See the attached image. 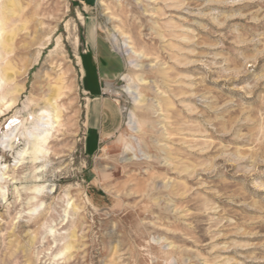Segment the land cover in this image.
<instances>
[{
  "label": "rangeland",
  "instance_id": "1",
  "mask_svg": "<svg viewBox=\"0 0 264 264\" xmlns=\"http://www.w3.org/2000/svg\"><path fill=\"white\" fill-rule=\"evenodd\" d=\"M5 2L0 159L19 180L0 190V264H264V0ZM91 20L124 60L123 122L94 154ZM50 103L46 158L5 151L8 126Z\"/></svg>",
  "mask_w": 264,
  "mask_h": 264
},
{
  "label": "crops",
  "instance_id": "2",
  "mask_svg": "<svg viewBox=\"0 0 264 264\" xmlns=\"http://www.w3.org/2000/svg\"><path fill=\"white\" fill-rule=\"evenodd\" d=\"M85 1L92 4L96 0ZM83 46L79 58L82 88L87 98L85 148L87 153L94 154L103 141L119 130L123 122L121 106L106 91V84L111 82L114 86L113 82L123 73L124 60L112 42L100 33L93 20L86 25ZM91 138L94 142L90 143ZM90 147L93 148L91 152Z\"/></svg>",
  "mask_w": 264,
  "mask_h": 264
},
{
  "label": "bare ground",
  "instance_id": "3",
  "mask_svg": "<svg viewBox=\"0 0 264 264\" xmlns=\"http://www.w3.org/2000/svg\"><path fill=\"white\" fill-rule=\"evenodd\" d=\"M16 4H17L16 0H6L5 5H6V8L8 10L7 13L14 15ZM0 12H1V9H0ZM5 20H6V17L4 15H0V36L2 35V32L5 30V28H4ZM15 34H16L15 30H13L9 36H7V35L3 36V40H2L3 44H1V47L6 52H10L12 50L11 44H8V43H10L14 39ZM9 78L10 77L8 76L7 70H5L4 73H1L0 86L2 84L1 83L2 79L3 80H9ZM15 91L19 93L21 91V88H16ZM106 91L115 92L113 85L109 82H107V84H106ZM53 94H55V93H53ZM49 97H50V95H49ZM52 99H54V98H52ZM143 100L144 99H142L141 101H143ZM15 102H16V98L13 99V102H10L7 105H5L4 109H0V116L5 115L6 111L9 110V108ZM50 105H52V104L51 103L49 105L47 104L46 109H43L38 113L32 114V116L30 115L31 119H30V117H26L24 119V121H20L18 124L16 123V124H12V125L8 126V133L6 136H4V137L8 136V138L5 139V141H7V145L5 146V151H9V152L14 151L16 146L19 144L18 141L20 142V140H23L28 145V148L19 151V155L21 158L24 157V153H27L28 149H30L29 155H30L31 161L33 164H35L36 167H37L36 164L40 163L44 157L46 158V155L48 154V151L46 148H47V145L49 143L50 130L52 129V128H49L50 120H51V116H52L51 111H49ZM12 107H14V106H12ZM52 109H55V107L53 105H52ZM14 117H16V116H13L12 119ZM54 118H55V116H54ZM21 129H23L22 132L20 131ZM15 132H17V134H15ZM21 158L15 163V165H21L22 164ZM7 169H8V167L5 166L3 161L0 159V190L2 189V185H4L5 183H10L11 181H12V183H15L16 180H19L17 175H12V176H10L9 174L7 175ZM35 172H36V174L34 175V180H38V181L41 180L42 173L38 174L37 170H35ZM39 172H41V171H39ZM45 188H46V184L35 186L33 189V196H31L28 203H31L32 202L31 200H33V199H38V198H43L45 196H48V193L44 191ZM28 189H26V190H28ZM6 195L3 194V199L6 197Z\"/></svg>",
  "mask_w": 264,
  "mask_h": 264
}]
</instances>
